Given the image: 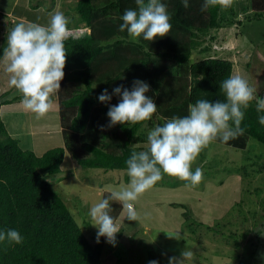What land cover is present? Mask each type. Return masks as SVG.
<instances>
[{"label": "trees", "instance_id": "trees-1", "mask_svg": "<svg viewBox=\"0 0 264 264\" xmlns=\"http://www.w3.org/2000/svg\"><path fill=\"white\" fill-rule=\"evenodd\" d=\"M161 2L167 6L172 29L168 36L152 42L142 37L136 42L126 31H119L124 11L135 9V0H74L69 5L77 17L65 12L71 18L69 27L73 29V36L65 42L68 51L63 69L65 75L60 92L53 96V102L58 105L63 147L50 149L41 156L23 149L20 141L8 134L4 120V115L10 121L9 115L16 112L7 110L2 113V108L21 101L22 95L4 101L0 93V231L15 229L24 237V242L19 245L7 241L0 243V264H117L120 260L113 256L115 250L104 252L111 244L104 237H100L97 243V231L87 228L88 222H85V227L76 222L65 201L47 181L49 177L63 172L61 165L65 153L81 167L122 172L127 171L125 162L133 151L147 150L148 146L134 148L138 143L137 134L145 121L114 125L115 132L100 134L99 146L84 142L85 130L97 123L98 117L109 120L107 111L114 102L112 99L117 96L113 95L107 103L100 102L98 97L104 89L111 94L115 87H124L134 80L147 83L157 105L153 116L163 120L158 125H163L173 116L187 115L189 106L198 99L206 98L213 102L225 99L219 86L233 75V62L211 56V47L205 43L207 37L210 41L215 39L213 32L241 24L234 4L227 10L216 6L201 11L204 0H189L188 8L183 7L182 0ZM245 10L247 21H260L264 18V0H249ZM29 20L39 23L37 19ZM201 75L204 79L199 80ZM260 98L261 95L256 93V99L244 110L245 117L241 122V127L245 129L243 135L227 143L219 138L216 141L233 149L243 148L246 139L264 146V125L258 122V116L264 115V110L257 111ZM205 157L202 155L199 159L204 161ZM253 158L246 159L248 164L242 161L232 172H228L227 167L219 168L225 176L232 173L240 175L243 197H250L248 189L254 176L253 167L258 168V173L264 171V159ZM223 180L218 183L222 185ZM203 182L196 187L201 189ZM261 189H254L262 205V214L258 218L251 207L248 211L243 208L237 212L242 215L243 224L249 220L252 225V229L240 236L233 230L227 235L221 232L226 229L223 223L208 225L195 219L185 205L170 203V206L178 208L180 217L190 229L193 242L200 240V234L209 232L245 242L250 233L254 238L252 242H247L245 251L250 254L245 259L239 254L233 259L236 264H257L264 259L261 254L263 239L260 238L264 228V193ZM110 194L104 192L102 198ZM245 198L241 197L238 204L231 206V215L236 207H242ZM110 207V215L117 222L122 205L110 200ZM193 225L197 228L193 229ZM258 247L259 257L256 256Z\"/></svg>", "mask_w": 264, "mask_h": 264}, {"label": "rangeland", "instance_id": "rangeland-1", "mask_svg": "<svg viewBox=\"0 0 264 264\" xmlns=\"http://www.w3.org/2000/svg\"><path fill=\"white\" fill-rule=\"evenodd\" d=\"M73 1L20 0L15 14L19 15L27 10L30 15L29 19H37L39 22L37 24L46 26L51 15L56 11H62L64 14L67 11L70 16L77 17L69 7ZM248 1L234 0L233 3L234 8L239 13L241 24L213 32L215 39L210 41L207 37L205 44L211 47V56L233 62V75L243 76L257 90L256 93L264 98V18L260 21H247L245 19L248 16L247 10H245ZM12 15L16 17V15ZM13 20L16 21L15 18ZM6 21H10V18ZM17 23L19 20L13 24L7 23L8 28L4 38H0V60L3 58V49L7 47V35ZM196 59L198 60L200 57H196ZM0 66L3 68L0 72L2 100H12L21 94L9 85V81L4 80L5 76L9 77V74L5 71V64ZM132 84L127 83L124 88L131 90ZM145 95L154 97L150 89ZM119 99V96L112 99L114 102L111 105H116ZM7 110H13L16 114L9 115L11 122L8 116L4 115V120L8 126L6 130L10 136L20 141L23 149L33 151L35 155L41 156L50 149L63 147L58 105L55 101L49 113L40 119H37L34 113L26 111L20 101L12 102L5 109L2 108V113ZM96 121L97 123L94 122V125L88 126V129L85 130L84 142L99 146L100 134L115 132L116 129L114 125L109 127L110 121L105 117L100 116ZM162 122L163 120L154 116L145 121L137 134L138 143L134 145V148L139 149L148 146V133L158 123L162 124ZM248 148L249 150H247ZM246 151H249L251 157H255L253 159H264V146L252 139H246L243 148L239 149H233L231 146L217 141L211 143L200 153L192 165L193 171L196 167L203 170L204 184L201 189L186 187L187 182L184 183L185 181L165 175L161 181L157 182L153 188L146 191L135 202V208L140 217L137 221L127 220L126 213L122 210L116 222L121 227V231L116 235V241L119 244H116V247L112 244L105 246L104 252L106 253V250L111 251L115 247L113 256L120 259L117 264H149V261L153 260L157 264H168L170 257L181 258V252L185 248L191 249L195 253L194 262L186 261L185 264H236L233 258L238 254L241 255L240 258L245 259L250 254L245 252L249 244L247 242H252L254 238V236L251 238L250 233L247 234L245 242L210 232L204 235L200 234V240L193 242L191 241L190 229L180 217L178 208L171 207L170 203H179L189 207L192 216L204 224L212 225L214 222L225 224L226 229L221 232L226 233V235L233 230L240 236L245 231L252 229V225L249 224L250 221L245 220L246 222L243 224L241 222L242 215L237 212L243 208L248 211V207H251L257 212L256 218L262 214L260 198L257 197L254 189L262 188L264 193V171L258 173V168L253 167L254 176L248 189L250 197L244 196L246 198L242 207H236L232 215L229 213L231 206L238 204L241 197L244 200V197L241 196V194L243 195L240 185L241 178L240 175L234 173L225 176L224 173L219 172V168L224 167H227L228 172H232L236 170L235 167L241 165L242 161L248 164L246 159L250 156H247ZM202 155L206 156L204 161L199 159ZM61 171L63 172L49 177L47 181L65 201L78 224L82 223L85 227L87 226L85 222H88L87 228L98 231L97 228L91 226L93 221L88 215L89 209L102 199L104 192L111 193L126 187L130 182L127 171L105 172L99 169L81 167L71 160L67 153H65ZM221 180H223L222 185L218 183ZM244 190L246 189L244 188ZM229 222L232 224H226ZM194 228L197 227L193 225ZM257 228L255 232L259 229ZM175 231H181L184 240L177 241L168 238V235ZM260 238L263 239L261 254L264 257V228ZM259 254L260 247L256 251V256L259 257ZM242 255L244 256L242 257ZM257 264H264V259H260Z\"/></svg>", "mask_w": 264, "mask_h": 264}, {"label": "clouds", "instance_id": "clouds-1", "mask_svg": "<svg viewBox=\"0 0 264 264\" xmlns=\"http://www.w3.org/2000/svg\"><path fill=\"white\" fill-rule=\"evenodd\" d=\"M234 0H204L201 11L219 6L222 10L232 7ZM135 9H126L121 17L120 32L136 42L138 38L152 42L168 36L172 29L170 14L161 0H135ZM184 8L189 0H182ZM71 18L62 11L54 12L49 23L40 25L34 22H19L7 35V47L3 49L5 71L9 74V85L22 95L20 103L26 111L36 115L37 119L46 116L53 107V96L60 92L64 78L67 49L65 42L73 36L69 27ZM85 32H88L85 29ZM204 79L203 75L199 80ZM220 89L225 97L211 101L198 99L189 106L185 116H173L163 125L155 126L147 136L148 147L144 151H133L126 160L129 184L118 191L111 192L89 209L88 215L98 229L96 241L104 237L106 242L115 246L116 235L121 227L110 215V200L119 202L126 213V219L137 221L140 217L135 202L146 191L153 188L165 175L185 181L186 187H196L204 179L203 170L192 165L211 143L218 138L223 143L244 134L241 122L250 103L256 99V89L241 75H231L221 82ZM149 85L134 80L131 90L122 85L109 94L104 89L98 100L107 103L113 95L119 96V102L107 111L109 127L116 124H136L150 120L157 111L153 99L145 93ZM264 110V98L257 103V111ZM258 122L264 125V115L258 116ZM168 235V234H167ZM168 238L184 240L181 231H175ZM22 244L24 237L19 231L9 229L0 231V243ZM195 253L185 248L181 258L170 257L168 264L194 262ZM149 264H157L155 260Z\"/></svg>", "mask_w": 264, "mask_h": 264}, {"label": "crops", "instance_id": "crops-1", "mask_svg": "<svg viewBox=\"0 0 264 264\" xmlns=\"http://www.w3.org/2000/svg\"><path fill=\"white\" fill-rule=\"evenodd\" d=\"M7 3H8V5H7ZM19 3H20V0H0V38L1 37L4 38V34L8 28L7 23L13 24L17 20H19V22H23L24 20H26V22H31L27 18L28 17V11L27 10H24L23 13L21 11L22 14H19V15L15 14L16 9L19 7ZM11 13L16 15V17H13V15ZM9 18H10V21L7 22L6 20H9ZM13 18H15L16 21H14ZM3 59H4V57L0 60V65L6 63L5 61H2ZM2 70H3V68L0 66V72ZM4 80L9 81V77L5 76ZM9 112H11V111H9ZM116 244H119L118 241H116ZM115 247L113 248V250H116Z\"/></svg>", "mask_w": 264, "mask_h": 264}]
</instances>
